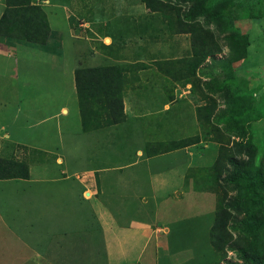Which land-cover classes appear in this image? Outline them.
Instances as JSON below:
<instances>
[{
  "label": "rangeland",
  "instance_id": "374dc122",
  "mask_svg": "<svg viewBox=\"0 0 264 264\" xmlns=\"http://www.w3.org/2000/svg\"><path fill=\"white\" fill-rule=\"evenodd\" d=\"M255 1L257 0H246L248 3ZM36 2L43 4L45 1ZM3 3L4 0H0V11L4 7ZM56 3L58 16L51 21L52 37L48 44L40 45L15 38L0 40V136L3 137L8 130L12 131L13 119L18 120L15 122L20 123V128L23 122H27L16 112L26 111L29 103H36L41 107V113L38 114L40 116L35 118L37 126L34 128L39 135L47 129L54 134L53 123L63 117L61 106L73 107L75 94L71 90L72 85L70 86L72 78L65 70L86 65L78 59L90 50L92 37L86 26L70 28L67 15L73 16L72 19L77 22L75 26L79 21L82 23L81 20L89 21L100 31L101 36L105 33L111 36L121 35L120 39H124L126 44H136L143 40L141 44L147 46L145 56L152 53V57L166 60V63L157 64L159 60L156 59L153 67L158 70L160 67L164 68L163 71L168 75L171 69L185 74V78L180 79V84L191 83L190 89L194 97L201 100V103L205 102L208 108L201 113V131L194 135L197 136V142L187 146L192 160L185 182L179 179L181 167L172 166L171 159L165 160L160 166L151 161L152 164L154 162L153 171L144 172L146 176L152 175V180L155 181L148 189L144 184L140 190L144 199L142 208H151V211L137 213V218L148 223L149 232L142 235V229L137 230L130 250H119L116 240L108 238L109 241L103 242V236L96 234L95 260L76 264H224L225 259L212 247L210 229L217 211L237 190L224 180L227 172L222 169L218 159L222 153L233 148L235 141L249 142L255 151L254 164L264 169V16H244L248 10L244 6L237 10L236 6L225 9L226 19L232 22L236 31L246 35L250 42L245 57L232 61V53L224 38L226 33H222L215 25L210 29L215 33L214 41L222 51L204 58L193 51L189 33H173L167 20L158 13L150 12L147 7V11H143L149 13L151 23L144 18L140 23L125 22L127 27L110 28L104 25L107 24L108 14L122 15L123 18L131 12L134 15L133 9L136 8L132 5L144 4L141 0H51L47 5ZM123 5L125 8L120 7ZM104 7H110L106 15L102 10ZM137 13L143 15L145 12ZM73 30H76L79 38L71 37ZM57 39H62L61 48L55 49ZM149 39L152 41L149 42ZM183 39L187 42L191 40V51L186 57L181 50L175 52L177 41L182 46ZM96 44L103 43L100 41ZM156 49L159 50L158 53ZM173 53L183 57L167 60L166 57ZM225 58L230 61L227 65L220 62ZM173 61L177 64H172ZM60 62H63L64 75L55 71L60 68ZM199 67L201 69L197 73ZM169 95L170 92L159 95L153 102L152 112L143 118L149 124L138 128L148 133L152 131L157 140H164L166 137L176 139L182 133L188 135L196 129L193 122L181 124L179 121L180 114L185 118L190 117L187 107H183L181 111L182 100L169 102V109H163V102L170 100ZM44 105L47 107L42 108ZM41 120L47 122L38 124ZM36 154L40 160L47 158L44 153ZM1 185L5 186L7 183ZM154 196L157 197V203H154ZM0 209L3 210L1 205ZM2 217L4 219L0 220V234L6 235L9 220L4 213ZM130 225L125 228L132 229ZM94 226V229H98L96 223ZM95 232L100 233L98 230ZM233 235L237 237V231H233ZM117 239L122 244L126 243L123 234L117 236ZM109 243L110 251L106 252L103 249ZM226 259L241 262L236 253L230 250ZM4 263L0 261V264Z\"/></svg>",
  "mask_w": 264,
  "mask_h": 264
},
{
  "label": "crops",
  "instance_id": "0c3cea01",
  "mask_svg": "<svg viewBox=\"0 0 264 264\" xmlns=\"http://www.w3.org/2000/svg\"><path fill=\"white\" fill-rule=\"evenodd\" d=\"M42 1L45 2L40 4L44 6L52 26L51 21L58 16L57 3L47 5L51 0ZM132 6L136 8L133 9L134 15L131 12L123 18L122 15L108 14L107 24L104 25L110 28L127 27L125 22L140 23L144 18L151 23V17L146 12L144 4ZM120 7L125 8V5ZM107 9L110 7L102 9L104 15ZM2 11L3 9L0 16ZM137 12L145 13L142 15ZM72 18V15L66 16L70 28L86 26L92 37H89L92 39L90 50L78 60H82L87 66L138 63H143L144 66H132L126 73L123 94L125 116L120 123L89 131L82 129L75 88V68L65 70L72 78L70 86L72 85L71 90L75 94L73 107L61 106L63 117L53 123L54 134L48 129L43 130L41 135L35 133L34 128L37 126L35 118L41 113V107L36 103H29L26 111L16 112L27 122H23L20 128V123L15 122L18 120L13 119L12 131L8 130L3 137L0 136V156H15L28 162L30 176L0 179V205L3 208L0 209V220L4 219L3 213L9 220L8 233L0 234V261L6 264L89 263L94 261L96 256L94 239L96 234L103 236V242L109 241L110 238L116 240L119 250L122 248L130 250L132 243L135 242L137 230L142 229L143 235L148 233L150 228L148 223H143L137 218V213L151 211V208H142L144 199L140 191L144 184L147 189L151 183L155 184L152 175L144 174L145 171L148 173L153 171L154 162L152 164L151 161L157 162L158 164L154 165L160 166L165 160L171 159L172 166L181 167L179 179L182 182L187 179L191 168L192 158L187 146L150 155L145 149L147 144L180 140L201 131L202 120L198 116V107L205 106L206 103H201V100L194 97L190 89L191 83L180 84L178 79L185 78V74L171 69L168 75L153 67L156 59L157 61L160 59L152 57V53L145 56L147 46L141 44L143 40L136 44H126L124 39H120L121 35L111 36L105 33L101 36L100 31L89 21L81 20L82 23L79 21L75 26L77 22ZM75 32L76 30L72 31L73 39L80 37ZM51 37L52 35L49 38ZM184 40L182 46L177 41L175 52L181 50L186 57L191 51V40L190 42ZM49 41L51 42V39ZM100 41L103 44L97 45L96 42ZM151 41L152 39H149V42ZM61 42L62 39L56 40L55 49L61 48ZM156 52L159 50L156 49ZM174 53L166 59L177 60L183 57ZM171 63L177 64L174 61ZM59 64L60 68H56L55 71L64 75L63 62ZM200 69L201 67L197 69V73ZM59 87L62 88V85ZM167 92H170L168 96L170 100L163 102V109H169V102L182 100L181 111L183 107H187L190 117L185 118L180 114L179 121L181 124L193 122L196 129L188 135L182 133L176 139L166 137L164 140H157L152 131L148 133L138 128L149 124V121L143 118L152 112L153 102L159 95ZM46 107L47 105H44L42 108ZM42 122L47 121L41 120L38 124ZM117 128L123 131L120 129L117 131ZM36 152L44 153V157L47 158L38 159ZM4 182L7 185H1ZM153 199L154 203H157V197L154 196ZM95 223L98 229H94ZM126 225L132 226V229L125 228ZM96 230L100 233H96ZM122 234L126 239L125 244L117 239V236ZM111 243L103 250L110 251L108 248Z\"/></svg>",
  "mask_w": 264,
  "mask_h": 264
},
{
  "label": "trees",
  "instance_id": "16d2710c",
  "mask_svg": "<svg viewBox=\"0 0 264 264\" xmlns=\"http://www.w3.org/2000/svg\"><path fill=\"white\" fill-rule=\"evenodd\" d=\"M152 13H158L168 22L173 33H189L193 51L204 58L222 51L216 45L215 25L224 35L232 61L244 58L250 44L248 37L235 30L226 19L225 9L248 10L244 16H264V0L248 3L246 0H141ZM51 33L47 12L35 0H4L0 16V40L15 38L29 43L46 45ZM159 60L157 64L166 63ZM200 62V61H199ZM198 62V63H199ZM225 65L228 58L220 61ZM138 64H100L75 68V88L84 131L122 122L124 119L123 94L127 71ZM163 71L164 68L160 67ZM180 80V79H178ZM207 104L198 107L202 120ZM197 136H190L166 143H149L145 148L150 155L168 152L196 143ZM246 156V157H243ZM255 151L249 142L235 141L233 148L218 159L227 172L224 180L237 190L225 200L215 214L210 229L214 251L225 259L224 264H264V169L254 164ZM229 166V167H228ZM221 169V170H222ZM28 162L17 157L0 156V179L29 178ZM219 176H221L219 174ZM233 231H237L234 237ZM234 251L239 261L226 259L228 251Z\"/></svg>",
  "mask_w": 264,
  "mask_h": 264
}]
</instances>
